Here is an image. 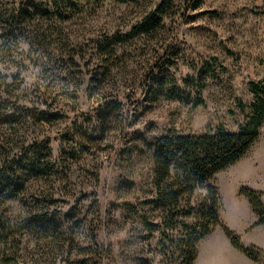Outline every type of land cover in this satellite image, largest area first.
<instances>
[{"label":"rangeland","instance_id":"obj_1","mask_svg":"<svg viewBox=\"0 0 264 264\" xmlns=\"http://www.w3.org/2000/svg\"><path fill=\"white\" fill-rule=\"evenodd\" d=\"M72 1L82 8L0 0V101L17 114L0 124V164L52 140L41 154L44 173L26 176L15 200L0 196L11 225L0 237V264H92L94 237L101 264H161L159 231L147 237L140 220L144 210L160 221L146 204L147 141L216 127L237 132L245 123L249 83L264 77V0ZM162 2V25L131 36ZM66 7L70 18L58 13ZM107 102L103 120L94 109ZM42 112L51 120L39 121ZM263 182L264 122L246 155L209 181L230 230L239 225L232 208L245 198L238 188ZM37 215L56 224L36 226Z\"/></svg>","mask_w":264,"mask_h":264},{"label":"trees","instance_id":"obj_2","mask_svg":"<svg viewBox=\"0 0 264 264\" xmlns=\"http://www.w3.org/2000/svg\"><path fill=\"white\" fill-rule=\"evenodd\" d=\"M68 5L71 11L80 10L79 1L53 0L55 6L58 2ZM187 6L195 9L197 4L186 2ZM165 2H162L148 17H144L133 28L131 36L148 33L162 25L165 16ZM42 9V14L48 11ZM67 7L59 14L70 18ZM40 12V11H39ZM15 78V77H14ZM91 77L92 80H96ZM151 78L148 79V83ZM198 94L203 89L202 81L198 80ZM252 102L245 112V123L237 132H229L224 128H217L198 135H166L147 141L148 148L152 150L153 194L146 204L160 213V221H149L143 210L140 220L147 231V237L158 229V254L161 264H194L198 253L199 242L211 233L216 227L221 230L230 244L249 260L264 264V250L255 245H244L235 231L225 226L220 219L219 194L216 187L209 181L218 173L239 162L257 141L259 130L264 122V77L249 83ZM5 101H0V124H12L17 116L16 111H7ZM200 97L194 101L193 106L201 104ZM110 107L107 103L94 109L98 118L105 120ZM53 115H49V117ZM39 121H50L42 112ZM55 118V117H54ZM60 118V117H58ZM76 124L75 119L71 121ZM53 140H58V137ZM51 139L34 141L24 148L18 155L12 156L5 163L0 164V196L15 200L22 192L26 176L44 173L46 166L41 165V154L50 153ZM203 191V194H198ZM238 194L244 196L251 206L257 221L255 225L264 227L263 193L248 186L238 188ZM1 210V208H0ZM34 224L40 227L54 226L46 215H37ZM11 225L0 212V237ZM93 262L101 264V252L97 246L96 237L90 245ZM89 251V249H82ZM149 264L147 259H142Z\"/></svg>","mask_w":264,"mask_h":264},{"label":"crops","instance_id":"obj_3","mask_svg":"<svg viewBox=\"0 0 264 264\" xmlns=\"http://www.w3.org/2000/svg\"><path fill=\"white\" fill-rule=\"evenodd\" d=\"M256 189L263 192L264 202V182ZM232 210L235 213L234 216L239 217V225H227L241 235L243 244L255 245L264 250V227L262 225L253 226L257 218L246 199L240 197ZM195 258L194 264H258L237 251L219 226H216L199 242Z\"/></svg>","mask_w":264,"mask_h":264}]
</instances>
